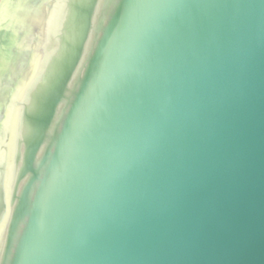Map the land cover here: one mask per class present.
Returning <instances> with one entry per match:
<instances>
[{"label": "water", "instance_id": "1", "mask_svg": "<svg viewBox=\"0 0 264 264\" xmlns=\"http://www.w3.org/2000/svg\"><path fill=\"white\" fill-rule=\"evenodd\" d=\"M0 119V264H264V0H1Z\"/></svg>", "mask_w": 264, "mask_h": 264}, {"label": "flooded vegetation", "instance_id": "2", "mask_svg": "<svg viewBox=\"0 0 264 264\" xmlns=\"http://www.w3.org/2000/svg\"><path fill=\"white\" fill-rule=\"evenodd\" d=\"M45 37H46V35H45ZM42 40H45V38L43 37L42 38ZM41 46V45H40ZM41 50H42V48H41ZM39 51V50H38ZM37 53H35L34 52V54L32 55V60H33V57L36 55ZM42 54H43V50H42ZM42 58V57H41ZM21 83H22V86H20L21 85ZM28 87V85H25V87H24V84H23V80L22 79H19V78H17L14 82H13V84H12V86H9L6 90L9 92L8 93V98H7V100H6V103L5 104H7L8 103V100H9V102H13V103H15V105L17 106L18 104H16V102H19V100L21 99V97L20 96H18L21 92L22 93H25L26 92V90L28 89L27 88ZM17 96H18V100H17ZM23 96V95H22ZM10 110V109H9ZM5 111H6V109H5ZM12 111V110H11ZM14 111V110H13ZM3 117H4V114H3ZM2 118V117H1ZM0 121H1V119H0ZM5 124H6V121H5ZM7 160H8V157H7ZM6 160V161H7Z\"/></svg>", "mask_w": 264, "mask_h": 264}, {"label": "trees", "instance_id": "3", "mask_svg": "<svg viewBox=\"0 0 264 264\" xmlns=\"http://www.w3.org/2000/svg\"><path fill=\"white\" fill-rule=\"evenodd\" d=\"M1 1V0H0Z\"/></svg>", "mask_w": 264, "mask_h": 264}]
</instances>
